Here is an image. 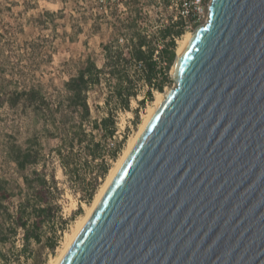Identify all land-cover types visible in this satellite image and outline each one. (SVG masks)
Wrapping results in <instances>:
<instances>
[{"label":"water","instance_id":"water-1","mask_svg":"<svg viewBox=\"0 0 264 264\" xmlns=\"http://www.w3.org/2000/svg\"><path fill=\"white\" fill-rule=\"evenodd\" d=\"M59 264H264V0H210Z\"/></svg>","mask_w":264,"mask_h":264},{"label":"rangeland","instance_id":"rangeland-1","mask_svg":"<svg viewBox=\"0 0 264 264\" xmlns=\"http://www.w3.org/2000/svg\"><path fill=\"white\" fill-rule=\"evenodd\" d=\"M108 1L103 6L99 0H0V187L6 188L9 194L10 199L4 200L9 212L14 213L17 202L29 195L24 176L33 178V170L45 171L48 180H51V174L54 176V183L49 181L53 200L51 216L42 227L40 242L31 240L29 247L21 251L23 229L17 228L11 233L4 221L5 212L0 211L8 236L6 241L0 242V264H48L57 256L65 233L70 232L75 221L84 214V204L91 203L158 92L152 88V97L147 96L149 86L138 71L131 83L135 96L129 99L128 107H123V102L114 93L116 78L108 82L110 75L108 69L105 70L101 83L89 92L91 116L84 127L87 132H92L94 142L99 143L95 155L87 150L86 141L74 143L70 151V142H63L60 135L48 133L40 116L23 102L9 104L12 93L32 85L40 84L47 96H55L62 90L63 82L77 73L86 58L95 60L101 67L103 44L110 42L123 47L132 28L150 33L154 46L165 43L161 40L164 27L155 26L160 20L159 13L153 8L143 10L137 0H129L125 6ZM206 20L205 13L200 20L182 27V33L175 40V57L163 69L166 78L162 79L161 73L157 76L156 82L163 80V89L159 92L165 94L175 85L172 70L177 59L178 39L187 31L193 33ZM156 59L158 67L167 66L165 56ZM138 67L136 62L127 66L129 73ZM107 110L112 112L115 122V133L111 137L91 126V122L106 116ZM48 127L51 129L50 125ZM118 145L116 158L110 159L108 154ZM17 147L33 151L37 163L18 169L11 155ZM58 148L65 155L71 154V165L66 169H63ZM103 162L109 166L104 177L101 176ZM94 177L97 187L87 201ZM52 242L54 246L50 248Z\"/></svg>","mask_w":264,"mask_h":264},{"label":"trees","instance_id":"trees-1","mask_svg":"<svg viewBox=\"0 0 264 264\" xmlns=\"http://www.w3.org/2000/svg\"><path fill=\"white\" fill-rule=\"evenodd\" d=\"M132 32L126 39V44L122 47L113 45L108 42L103 44L104 63L101 67L97 66L96 61L91 58H86L83 65L78 69L75 75L68 77L62 84V90L58 91L53 97L47 96L39 85H32L29 88H23L15 91L8 98L10 105H15L18 102H23L34 113L40 116L43 120L44 127L48 133H54L61 136L64 141H69L68 149L71 151L74 143L82 144L86 141V148L93 155L97 152L98 142H94L92 132L85 130V121H88L91 116V107L88 102L89 92L101 83L102 75L108 69L111 78H116L114 84V93L119 101L123 102V107H128L129 99L135 96V92L131 87L133 75L141 71L142 80L149 86L147 96L152 97V88L158 91L163 89V80L156 82L159 73L162 74V79L166 78L164 74L165 68L175 57L174 37L182 33V28L174 26H165L162 29L163 39L168 38L160 48L159 57H166L167 66L158 67V61L154 57L155 46L146 37V35L137 28H132ZM140 62V66L133 69L131 73L128 71V64L132 62ZM142 103V100H139ZM105 103H109L105 99ZM48 125H50L51 130ZM93 129H98L105 136L111 137L115 133V122L112 112L107 110V115L100 118L98 121L91 122ZM90 147V148H89ZM119 145L110 152L109 158L114 159L118 153ZM63 165V169L70 166L71 154H63L61 149H57ZM69 151V153H71ZM68 152V151H67ZM29 149L22 150L20 147L11 151L12 159L16 167L23 170L28 164L37 163L36 154ZM101 176L104 177L108 171V163L101 164ZM33 178L24 176L25 184L28 187L29 195L19 200L15 206L14 213L9 212L4 204V200L10 199L7 194V189L0 187V211L5 212L4 221L8 225L11 233H15L17 228L23 229V245L21 251H25L30 241H41V230L46 222L50 219L52 210V192L49 183H54V176L51 174V180L46 178L45 171L38 172L33 170ZM45 173V174H44ZM75 175V174H74ZM92 182L88 192L87 201L92 198L96 189V180ZM50 181V182H49ZM8 239L5 228L3 229V220L0 219V242ZM54 243L50 244L53 248Z\"/></svg>","mask_w":264,"mask_h":264},{"label":"bare ground","instance_id":"bare-ground-1","mask_svg":"<svg viewBox=\"0 0 264 264\" xmlns=\"http://www.w3.org/2000/svg\"><path fill=\"white\" fill-rule=\"evenodd\" d=\"M192 38V32L187 31L182 35L181 38L177 41V47H176V54L180 56L186 47L188 46L190 40ZM173 71V70H172ZM164 98V93L162 92H156L155 97L152 101V103L146 108L145 112L142 115V119L138 124L136 132L128 139L122 153L118 157V159L115 161L114 165L109 169L105 179L103 180L102 184L100 185L99 189L94 194V197L89 205L84 204V214L81 215L74 223L72 229L70 232L65 233V239L62 247H60L59 252L57 256H55L53 259L49 261L48 264H59V262L62 260L64 255L66 254L67 250L69 249L70 245L80 232L81 228L85 224L86 220L90 216L91 212L93 211L94 207L96 206L97 202L99 201L100 197L104 193L105 189L107 188L108 184L112 180L113 176L123 163L124 159L130 152L131 148L139 138L140 134L142 133L143 129L145 128L146 124L148 123L150 117L152 116L153 112L155 111L157 105L161 101V99Z\"/></svg>","mask_w":264,"mask_h":264},{"label":"built area","instance_id":"built-area-1","mask_svg":"<svg viewBox=\"0 0 264 264\" xmlns=\"http://www.w3.org/2000/svg\"><path fill=\"white\" fill-rule=\"evenodd\" d=\"M103 6L106 0H99ZM115 1L117 5L125 6L128 5L129 0H109L108 3ZM206 0H137L140 8L146 10L147 8H153L154 11L159 13V24L156 23L155 26H174V27H186L188 24H192L197 20H200L205 13L208 16V6L209 3H205ZM210 2V0H209ZM146 37L152 42L153 38L150 33L143 32ZM178 37V36H176ZM176 37L174 39L176 40ZM168 38L161 39L166 41ZM163 46V45H162ZM157 44L154 50V57L158 58L160 54V48L162 47ZM140 66V62H137Z\"/></svg>","mask_w":264,"mask_h":264}]
</instances>
